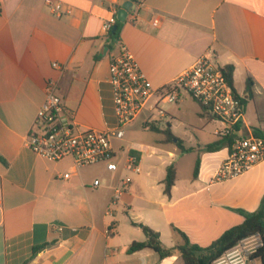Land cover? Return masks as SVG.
<instances>
[{
	"label": "crops",
	"instance_id": "crops-1",
	"mask_svg": "<svg viewBox=\"0 0 264 264\" xmlns=\"http://www.w3.org/2000/svg\"><path fill=\"white\" fill-rule=\"evenodd\" d=\"M45 1L0 0V264H178V254L161 259L151 249L128 254L126 248L145 241L141 225L157 232L166 247L179 242L174 227L205 248L243 222L237 210L258 209L264 162L237 178L215 181L227 152L204 148L218 139L220 124L187 95L146 109L126 127L124 139L113 142V174L104 163L48 161L25 138L49 80L80 129H115L108 67L119 40L155 90L213 49L220 67L232 66V87L246 100L240 132L254 135L264 115V0L134 1L125 21L117 20L114 37L102 35L101 23L111 16L113 1L119 10L128 0H53L69 11L59 17ZM149 118L153 126L145 129ZM176 122L191 124L192 140L173 132ZM144 132L158 138L146 141ZM129 154L139 160L138 173L126 169ZM170 165L176 179L166 196ZM65 173L68 179L60 177ZM124 179L130 187L110 216L113 190ZM96 180L99 186L93 187Z\"/></svg>",
	"mask_w": 264,
	"mask_h": 264
},
{
	"label": "built area",
	"instance_id": "built-area-1",
	"mask_svg": "<svg viewBox=\"0 0 264 264\" xmlns=\"http://www.w3.org/2000/svg\"><path fill=\"white\" fill-rule=\"evenodd\" d=\"M116 3L117 1L112 2L111 16L101 23L102 35L109 36L117 23ZM45 4L57 17L69 13L63 10L60 2L46 0ZM216 59V53L209 48L188 70L165 87L155 90L140 71L134 56L119 40L109 56L108 67V81L116 116L115 129H80L57 96L56 83L49 80L45 83V98L37 110L25 144L33 153L48 161L58 162L69 158L76 167L104 163L106 170L113 174L117 170L113 161V142L124 139L126 127L138 119L146 109L156 110L160 102L175 104L187 95L212 120L220 124V128L215 132L218 138L234 135L232 142L222 148L227 152V156L216 170L214 180L225 181L242 176L264 162V138L252 134L242 135L239 130L236 131V127L241 128L244 107ZM53 67L60 68L57 64H53ZM153 122L152 118L147 119L143 128L150 129ZM260 131L264 132V115ZM126 169L135 173L140 171L137 156H127ZM60 177L68 179L70 174L65 173ZM98 186L99 181H94L93 187ZM129 187L130 180L124 179L114 188L107 209L108 215L113 214L112 208ZM113 231L111 226L107 234ZM263 245L261 234L256 232L240 239L211 264H260L257 254Z\"/></svg>",
	"mask_w": 264,
	"mask_h": 264
},
{
	"label": "trees",
	"instance_id": "trees-1",
	"mask_svg": "<svg viewBox=\"0 0 264 264\" xmlns=\"http://www.w3.org/2000/svg\"><path fill=\"white\" fill-rule=\"evenodd\" d=\"M136 0L135 2H138ZM119 33V30H116L114 33H110L109 37H114ZM223 72L226 75L228 82L232 85L233 77V68L232 66L223 67ZM246 96L247 99L252 97L251 92V81L247 80L246 83ZM241 104L243 107L246 105V100L240 97ZM152 128V127H151ZM240 131L239 127H236V131ZM167 140L170 141L173 139L172 134L166 130L164 131ZM254 136L259 138H264V132L256 130ZM233 136H228L224 138H218L215 142L207 145L204 148L205 152H216L221 150L226 145H229L232 142ZM178 141V140H177ZM182 151H187L181 147ZM197 162L194 169L193 176L196 177L198 172ZM176 179V170L174 165H170L166 168V177L163 182L164 184V194L166 196L170 195L171 188L173 187ZM243 217V222L239 225L233 226L223 232L216 240H214L208 247L201 248L195 244H192L189 238L182 231L177 228H172L173 233L179 239V242L172 247H166L161 241L159 234L149 228L146 225H141L143 234L145 235V241L132 242L127 248L126 252L132 254L144 249H151L154 252L159 254L161 259L166 257L173 256L178 254L183 264H211V262L219 257L224 251L233 247L240 239L247 237L256 232L260 233L264 243V196L262 197L259 207L256 211L252 213H246L241 210H237ZM48 244L34 248L33 254H36L38 250L45 247ZM257 257L260 260V264H264V245L258 251Z\"/></svg>",
	"mask_w": 264,
	"mask_h": 264
},
{
	"label": "rangeland",
	"instance_id": "rangeland-1",
	"mask_svg": "<svg viewBox=\"0 0 264 264\" xmlns=\"http://www.w3.org/2000/svg\"><path fill=\"white\" fill-rule=\"evenodd\" d=\"M186 121H191V118H185ZM184 121V120H183ZM173 132L178 135L179 137H182L183 139L188 141V138L190 140L193 139V135H195V132L193 131V128L191 124H188L186 122H176L174 125ZM188 137V138H187ZM144 138L146 141L152 142L153 140L158 138V135L152 132H144ZM138 225V224H137ZM178 264H183L182 260L178 262Z\"/></svg>",
	"mask_w": 264,
	"mask_h": 264
},
{
	"label": "water",
	"instance_id": "water-1",
	"mask_svg": "<svg viewBox=\"0 0 264 264\" xmlns=\"http://www.w3.org/2000/svg\"><path fill=\"white\" fill-rule=\"evenodd\" d=\"M136 0H128L124 4H122V7L118 10L117 13V20L119 22H124L127 18V13L130 10V8L133 5V2ZM117 30V25H115L112 29V33H114Z\"/></svg>",
	"mask_w": 264,
	"mask_h": 264
}]
</instances>
